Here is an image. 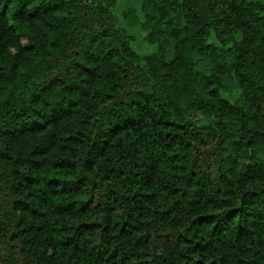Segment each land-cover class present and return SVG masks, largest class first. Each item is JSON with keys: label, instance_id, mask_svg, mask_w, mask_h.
<instances>
[{"label": "trees", "instance_id": "1", "mask_svg": "<svg viewBox=\"0 0 264 264\" xmlns=\"http://www.w3.org/2000/svg\"><path fill=\"white\" fill-rule=\"evenodd\" d=\"M0 264H264V0H0Z\"/></svg>", "mask_w": 264, "mask_h": 264}, {"label": "rangeland", "instance_id": "2", "mask_svg": "<svg viewBox=\"0 0 264 264\" xmlns=\"http://www.w3.org/2000/svg\"><path fill=\"white\" fill-rule=\"evenodd\" d=\"M135 50L139 53H150L153 51V48L148 45L143 46V45L136 44Z\"/></svg>", "mask_w": 264, "mask_h": 264}]
</instances>
